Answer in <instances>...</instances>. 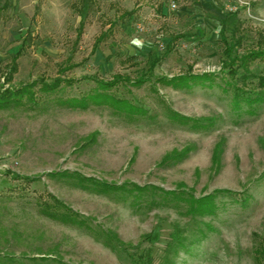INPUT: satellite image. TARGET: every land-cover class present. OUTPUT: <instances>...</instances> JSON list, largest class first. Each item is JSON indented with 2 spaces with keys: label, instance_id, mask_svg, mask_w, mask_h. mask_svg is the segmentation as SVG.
<instances>
[{
  "label": "rangeland",
  "instance_id": "1",
  "mask_svg": "<svg viewBox=\"0 0 264 264\" xmlns=\"http://www.w3.org/2000/svg\"><path fill=\"white\" fill-rule=\"evenodd\" d=\"M260 50L264 0H0V89L39 82L0 109V264H264V57L239 63ZM117 75L108 93L140 115L64 103ZM57 78L73 84L39 90ZM63 171L152 188L99 194ZM48 193L116 249L40 214ZM206 196L215 211L192 212Z\"/></svg>",
  "mask_w": 264,
  "mask_h": 264
},
{
  "label": "trees",
  "instance_id": "2",
  "mask_svg": "<svg viewBox=\"0 0 264 264\" xmlns=\"http://www.w3.org/2000/svg\"><path fill=\"white\" fill-rule=\"evenodd\" d=\"M233 49H234V47H232V46L227 47L226 55L228 56V58L231 56ZM262 57H264V51H261V50L260 51H250L240 58L239 63L243 68L247 69V67H248L247 64H249L252 60H255L257 58H262ZM236 61L237 60L234 59L233 62L230 61V63L229 62L223 63V66L225 65V67L229 69V73L231 75L236 74V70L232 69V65L235 64ZM231 63H232V65H230ZM154 66H155V64L152 65L151 70L153 69ZM15 71H16V67L13 66L12 71L7 74L8 75L7 83L11 82V79H12ZM246 72H248V71H246ZM209 77H210V74H203L201 76L183 75V76L173 77L171 79L162 78V79H160V81L163 84L175 83V85H181V86H185V88H187V87L191 88L192 85L189 84L190 82L195 81V79H209ZM246 77H247L246 73L244 75H242L243 80H245ZM122 81L129 82L130 79H129V77H126V76L124 77L121 75H117L116 77H114V79L112 81L96 80L97 87L92 92H90L86 96H82L80 98H70L69 100L65 101L64 103H67L68 106L75 107V108H81V109H87L89 107V105H92V104L103 105V104L107 103L110 106H113L117 110L124 109L126 111V114L130 117L132 115H140L141 113H143V111H144L143 109L138 108L134 105H131L125 100L116 99L115 97H113L112 95H110L108 93V91L112 90V88L117 86ZM62 82H65L68 85L73 84V82L71 80H64V79L60 80V78L55 79L51 83H47L43 80L40 83L41 87L39 88V90L41 92H44L47 94L55 93L58 89H60ZM142 82H143V80L139 78L137 81L133 82V84L139 85ZM37 83H39V82L35 81L31 84H28V85L26 84V85H23L19 88L8 87L5 89L4 88L0 89V109H5L8 107H12V106H20L23 104L24 97H27L28 101H30V102H35V93L33 91V88L37 85ZM240 91H242V90H240ZM172 116L174 117L173 120L182 121L184 123H186L188 121H194L190 118H187L184 116H178L176 114H174ZM172 116H171V118H172ZM197 126L199 127V126H201V124H199ZM167 160H168V158L164 159V161H167ZM216 163H219L218 156L216 157ZM48 175L51 177H55V178L58 177V178H64V179L72 180V181L76 182V184L79 187H81L83 189H90V190H92L96 193H99V194H109V193H116V192H120V191H129L130 193L136 192V194L134 196L138 198V196L142 192H144L148 188H152V187H147V186H139V185L134 184V183L123 184V185H118V186L111 185V184H107L106 182L96 180L93 177H86V176L80 175L79 173H76V172L70 173L67 171H63V172H56V173H48ZM24 179L33 180L32 178H24ZM126 186L130 187V189L126 190ZM153 188L160 190V192H162L164 194H166V193L171 194V193L175 192V191H166V190H163V189L158 188L156 186H154ZM223 191H227V190H223ZM47 195H48L47 199H39L37 201V207L39 209L40 214H42L43 216H45V217H47L53 221H57V222H60L63 224L73 225V226H77L79 228L85 229V230L95 234L100 239L104 240L105 244L108 247H110L111 249H116L115 248L116 246L113 245L112 238L108 234L104 233V235H103L100 232H97L95 229L92 228V226L89 224L88 220L85 219L78 212L74 211L72 208L67 206L65 203H63L61 200H59L53 194L48 193ZM207 199H209V198H207V196H206V198L196 199L192 203V212L198 213V214H204L206 212H214L215 207L212 204H210L209 202L207 204H202V202L207 200ZM179 245H181V244H179ZM260 249H261V247H260ZM260 256H261V254H258L256 257L257 264H259L261 261ZM34 259H36V258H34ZM40 259H45V258L42 257Z\"/></svg>",
  "mask_w": 264,
  "mask_h": 264
}]
</instances>
